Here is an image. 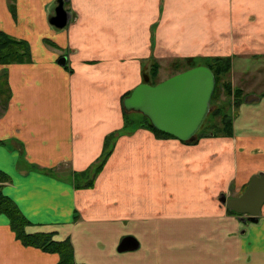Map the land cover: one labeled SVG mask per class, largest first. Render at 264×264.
<instances>
[{
  "label": "crops",
  "instance_id": "1",
  "mask_svg": "<svg viewBox=\"0 0 264 264\" xmlns=\"http://www.w3.org/2000/svg\"><path fill=\"white\" fill-rule=\"evenodd\" d=\"M12 3L0 0V29L27 40L32 61L0 63L12 90L0 169L25 231L69 239L76 264H264V204L247 223L219 200L264 172V0H66L63 28L50 21L57 0H16L15 14ZM166 51L232 56L228 79L245 98L233 106L234 136L197 148L141 128L96 172L105 137L122 125L115 95L134 80L122 69ZM125 236L138 247L119 251ZM0 264L61 263L0 213Z\"/></svg>",
  "mask_w": 264,
  "mask_h": 264
},
{
  "label": "water",
  "instance_id": "2",
  "mask_svg": "<svg viewBox=\"0 0 264 264\" xmlns=\"http://www.w3.org/2000/svg\"><path fill=\"white\" fill-rule=\"evenodd\" d=\"M51 23L63 28L68 24L70 14L65 8V0H57ZM67 58L59 59L61 64ZM143 82L138 84L123 99L127 111H139L146 115L152 125L182 141H194L211 111V101L216 87L213 70L199 64L179 72L156 84L151 83L148 73H143ZM250 95L247 101L258 99ZM220 200L238 213L246 214L247 219L258 221L264 203V172L255 174L251 182L238 197L222 196ZM138 241L133 236H125L118 250L137 248Z\"/></svg>",
  "mask_w": 264,
  "mask_h": 264
},
{
  "label": "trees",
  "instance_id": "3",
  "mask_svg": "<svg viewBox=\"0 0 264 264\" xmlns=\"http://www.w3.org/2000/svg\"><path fill=\"white\" fill-rule=\"evenodd\" d=\"M13 3L11 5L12 11L15 14V1L12 0ZM205 60L203 63L199 62V59L196 57H188L185 58V62L190 63L191 67H194L199 64H204L208 67H210L216 78V87L215 91L212 97L211 104L213 101L217 98H219V88L221 86V94H224L228 100V103L231 101L235 102V108L236 105L241 102V100L244 98V92L242 89L237 88L233 89L231 81L229 79H223L222 77L225 74H229L231 68H232V57L231 56H213V57H201ZM196 60V61H194ZM32 61V52H31V46L30 43L25 39H19L16 38L10 34H8L5 31H2L0 29V63L1 64H10V63H22V62H31ZM196 62V63H195ZM154 64L152 67H154L152 74L157 75V68L160 66L159 62L154 61ZM178 65H181L178 63ZM189 67V68H191ZM221 82V84H220ZM131 93V91L124 95L127 96ZM12 95V90L9 84V78H8V72L4 71L0 74V103H2L3 109L7 108L9 99ZM123 97V98H124ZM233 97V99H231ZM220 103L223 105L224 100L221 99ZM124 108V107H123ZM213 109L210 111L212 112ZM1 112V110H0ZM127 110L124 108V113L127 114ZM211 114V113H209ZM213 116H219L220 122H217L210 127V130L208 133H201L202 127L199 129L197 135L199 137H208L210 136V133L213 132V136H225V137H231L234 134L233 129V119L231 118V115L229 112H226L221 105L217 106L215 110L212 112ZM146 125H149V128L156 133L157 136L165 137V138H174L175 136L164 132L162 130H159L155 128L149 118L146 116L145 118ZM207 119V118H206ZM111 134H109L110 136ZM108 136V135H107ZM107 136L105 138L106 145H107ZM188 142V141H184ZM106 150H104V153ZM104 153L102 156H104ZM106 156H109V152L105 154ZM105 158H102L100 165L97 166L96 172L100 169L101 165L105 162ZM11 176L0 169V213H5L11 221V227L16 232V235L19 239L22 240V242L26 245H35L38 247L43 248L47 251H53L58 252L60 254V263L61 264H76L73 257V248L72 244L69 239L63 240V241H57L52 239V235L49 233L44 232H38V233H28L25 231V226L29 223V220L24 215V213L19 209L16 202L9 197L8 195L4 194L2 192V184L5 181H10ZM90 183L89 185H92ZM234 212V211H232Z\"/></svg>",
  "mask_w": 264,
  "mask_h": 264
},
{
  "label": "rangeland",
  "instance_id": "4",
  "mask_svg": "<svg viewBox=\"0 0 264 264\" xmlns=\"http://www.w3.org/2000/svg\"><path fill=\"white\" fill-rule=\"evenodd\" d=\"M66 0H65V8H67L66 5ZM58 5V2H57ZM57 7V6H56ZM67 10V9H66ZM174 52H165V54H163L164 56H168V57H158L155 53L150 56L149 59H145L144 61L142 60V65H140L137 68H123L122 69V73L124 76V72L123 70L125 69L126 72H129V76L133 77L134 80L130 83L126 82V84L124 83V86H128V85H132V87L130 89H127L126 87H123L122 90H119V92L121 93L120 95H115L114 100L118 103L119 106V101H120V105H121V109H122V117H121V128H119L118 130H113L111 132L108 133L107 136V145H106V140L104 139V149L106 150V152L104 153V156H102L101 158H105V154H107V152H109V156L111 153H113V151L116 148V145L119 141V139L121 138V136L125 135V136H129L132 137V135H134L137 130L144 128V129H149V125H146L145 123V118L146 115H144L142 112L139 111H128L127 114L124 113V108H123V97L124 95L128 94L130 91H132L134 89V86L140 84L141 82H143V73L146 72L150 75L151 77V83L152 84H156L162 80H165L179 72H182L186 69H188L189 67H191L190 63H186L185 62V58H178V57H171V55ZM65 57V56H62ZM60 57V58H62ZM66 57H68V55H66ZM232 57V56H231ZM199 59V62L203 63V61L205 60L204 58L202 59L201 57L197 58ZM157 61L159 62L160 66L157 68V75H153V69L154 67H152V65L154 64L153 62ZM196 61V60H194ZM178 63H180L181 65H178ZM196 63V62H195ZM71 73L74 72V69L72 67H66ZM232 70V68H231ZM230 70V72H231ZM229 72V74H230ZM125 77V76H124ZM230 77V75L225 74L222 77V81L223 79H228ZM231 78V77H230ZM221 84V82H220ZM117 94V93H116ZM221 99L224 100V104L222 105L220 103ZM231 99H233V97H231ZM231 102L228 103V100L226 98V96L224 94H221V86L219 88V98L215 99L213 101V103L211 104V110L213 109V111L215 110V108L219 105H221V107L224 108V110L226 112H229L230 115L232 114L233 111V106L232 104H230ZM2 103H0V110H2ZM212 111V112H213ZM212 112H210L212 114ZM209 114L207 116L206 122L204 123L202 130L200 132L201 133H208V131L210 130V127L213 126L217 120L218 122H220V117L219 116H213ZM150 120V119H149ZM151 122V121H150ZM152 124V123H151ZM109 134H111L109 136ZM106 138V137H105ZM200 140H197L196 142L193 141H188L185 142L186 145H188L189 147H196L197 144L198 146H202L200 144ZM205 145L208 142H204V140L202 141ZM197 146V148H198ZM106 158H108V156H106ZM222 158H229V154L226 151V153L222 156ZM6 182H10V181H5L2 184V188L5 186L4 184ZM12 182V181H11ZM5 188V187H4ZM2 192L5 194L4 190H2Z\"/></svg>",
  "mask_w": 264,
  "mask_h": 264
},
{
  "label": "flooded vegetation",
  "instance_id": "5",
  "mask_svg": "<svg viewBox=\"0 0 264 264\" xmlns=\"http://www.w3.org/2000/svg\"><path fill=\"white\" fill-rule=\"evenodd\" d=\"M245 99V98H244ZM230 104H232V106H234L235 107V102L234 101H231V103ZM233 107V108H234ZM233 123V122H232ZM233 129H234V127H233ZM213 134V132H211L210 133V136H208V137H215V138H217V136H213L212 135ZM233 136H234V134H233ZM233 136H231V137H233ZM207 137V138H208ZM219 137V136H218ZM221 137H225V136H221ZM202 138H204V137H199L198 135H197V137H196V139L193 141V142H196L197 140H201ZM250 182H251V180H250ZM250 182L246 185V186H244L242 189H241V191H240V194H238L237 196H230V194H228V193H225V192H222L220 195H219V200H220V198L224 195V196H226V197H238V196H240L244 191H246V189H247V187L249 186V184H250ZM220 202L223 204V205H225L226 207H227V210H228V212L229 213H232V214H234V215H240L241 216V219L242 220H244L245 222H253V221H251V220H248L247 219V216L248 215H244V214H242V213H238V212H236L235 210H233L232 208H230V207H228L225 203H223L221 200H220ZM264 204V203H263ZM263 206V205H262ZM262 210V209H261ZM232 211H234V212H232ZM261 215V214H260ZM260 217V216H259ZM258 220H259V218H258ZM257 222V221H256Z\"/></svg>",
  "mask_w": 264,
  "mask_h": 264
}]
</instances>
